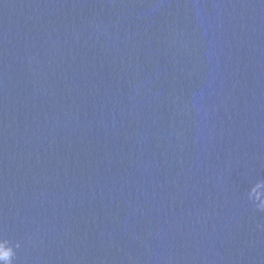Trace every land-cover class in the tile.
Here are the masks:
<instances>
[{"label": "water", "instance_id": "1", "mask_svg": "<svg viewBox=\"0 0 264 264\" xmlns=\"http://www.w3.org/2000/svg\"><path fill=\"white\" fill-rule=\"evenodd\" d=\"M0 264H264V0H0Z\"/></svg>", "mask_w": 264, "mask_h": 264}, {"label": "clouds", "instance_id": "2", "mask_svg": "<svg viewBox=\"0 0 264 264\" xmlns=\"http://www.w3.org/2000/svg\"><path fill=\"white\" fill-rule=\"evenodd\" d=\"M8 246V245H7Z\"/></svg>", "mask_w": 264, "mask_h": 264}]
</instances>
